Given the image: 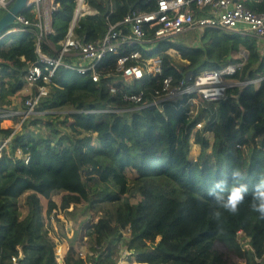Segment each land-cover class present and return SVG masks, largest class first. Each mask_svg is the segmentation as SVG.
<instances>
[{
  "label": "trees",
  "instance_id": "obj_1",
  "mask_svg": "<svg viewBox=\"0 0 264 264\" xmlns=\"http://www.w3.org/2000/svg\"><path fill=\"white\" fill-rule=\"evenodd\" d=\"M54 1L51 32L41 44L49 55L70 30L76 40L93 42L127 14L156 9L154 0H84L91 13L72 25L76 0ZM245 3L264 12V0ZM4 13L1 9L0 17ZM20 14L35 20L28 7ZM36 33L29 27L0 40V112L26 98L24 76L38 63ZM147 36L152 38L153 30ZM131 49L140 54L131 64L145 69L147 60L158 59L160 75L146 74L126 85L118 54L112 53L97 66L96 82L90 73L60 67L28 116L34 118L30 125L46 129L28 131V117L18 131L0 128V137L11 135L0 155V264H13L12 256L16 264H59L50 222L61 213L75 218L78 205L96 213L85 224L87 261L80 262L72 242L62 264H117L122 246L129 262L134 257L146 264H226L216 241L245 264H264V220L249 208L253 185L264 177L262 43L251 35L205 28ZM239 51L245 57L228 59ZM241 61L226 77L236 84L210 104L212 119L199 129L193 130L200 119L188 114L186 98L145 106L160 93L163 77L172 76L174 85L191 84L187 76ZM139 91V105L122 99L125 92ZM191 143L200 149L194 157ZM237 168L247 173L249 193L239 214L225 212L218 227L210 216L215 205L208 189ZM58 193L59 203L53 199ZM62 225L57 223L60 232Z\"/></svg>",
  "mask_w": 264,
  "mask_h": 264
},
{
  "label": "built area",
  "instance_id": "obj_2",
  "mask_svg": "<svg viewBox=\"0 0 264 264\" xmlns=\"http://www.w3.org/2000/svg\"><path fill=\"white\" fill-rule=\"evenodd\" d=\"M12 1L0 0V10H6ZM246 1L259 0H154L156 9L153 12L127 14L120 24L111 25L105 35L96 41H78L70 30L59 42V47L53 49L54 54L49 55L41 51V44L51 32L52 13L56 10L57 4L54 0H28L27 7L34 13L35 20L30 21L19 14L8 32L17 33L29 27L37 30L35 53L38 63L33 64L24 76L26 88L30 87L32 90L26 95L23 110L5 109L0 112V117L18 116L21 124L27 115L34 112L39 99L47 94L50 77L60 67L78 73H90L92 80L98 81L96 68L110 53L118 54L117 69L121 72V82L126 85L131 86L135 81L143 79L146 74L160 75L158 59L147 60L145 69L138 64H131L132 60L140 56L138 51L131 49L134 45L145 46L163 38L205 28L232 32L242 37L251 35L264 44V12L250 9ZM89 13L91 11L85 6L84 0H76L74 18ZM118 25L121 28L117 27ZM149 30H153L152 38L147 36ZM241 57H245L244 51L241 52ZM242 64L241 61L228 64L221 69H204L193 78L186 77V80L192 79L191 84H184L181 81L179 85H174L172 76L163 77L160 93L145 106H156L162 100L176 101L186 98L189 104L188 114L194 116L196 115L194 107L200 104L209 109L210 104L225 97L226 89L233 85L225 81L226 77L233 74ZM39 81L42 84H38ZM122 99L139 105L142 101V92H125ZM201 125L202 122L198 121L193 130L201 128ZM10 138L11 135L0 137V155ZM79 255L82 262L85 255L81 250ZM55 256L56 261L62 264L64 253L56 246ZM11 260L16 264V257L12 256Z\"/></svg>",
  "mask_w": 264,
  "mask_h": 264
},
{
  "label": "rangeland",
  "instance_id": "obj_3",
  "mask_svg": "<svg viewBox=\"0 0 264 264\" xmlns=\"http://www.w3.org/2000/svg\"><path fill=\"white\" fill-rule=\"evenodd\" d=\"M262 45L264 47V44H262ZM169 52L173 56L176 63H181L179 55L174 50H169ZM241 52L242 51L233 52V53H231V57L239 58L241 55ZM225 81H229L233 85L236 84V82L232 83L233 81L229 80V79H226ZM31 90H32V88H30V87L25 88L23 90L22 96H26ZM23 100L21 98H19L17 101H15L16 109H18L20 111L24 109ZM21 103H23V104H21ZM194 111L196 113L195 116H197L200 119V121L202 122V125L207 120L212 119L211 118L212 117V114H211L212 109L211 108L206 109L199 104L198 106L194 107ZM33 113H35V112H33ZM32 115H34V114H32ZM28 116L29 115H27V117ZM13 120H14L13 123L15 124L13 126L14 131L20 130L21 129V125L19 124L20 119L13 118ZM32 120H34L33 117H31V118L28 117L24 121V123L27 125L26 129L28 131L37 132L39 127L42 130L46 129L42 126L41 123H36V124L30 125ZM15 121H17V122L15 123ZM55 122H58V121L55 120ZM251 149L252 148L248 149V152H247L248 155L251 153ZM199 151H200L199 146L191 143L190 156L191 157L196 156L199 153ZM53 199L55 200V202L59 203L60 202V193L55 194ZM42 202L44 205L46 204L45 200H43V199H42ZM70 210H73V207H70L69 211ZM74 211H75V215H74L75 218H71V220L66 218L64 216V214H62V213L57 214V216L55 217L56 222H50V227H49L50 231H51L50 235L52 236V238L56 242V248L59 247V249H60V246L63 247V246L68 245L67 247H69L70 243L73 242V244L77 248V250H81L83 252V254L85 255L84 259H86V261H87V255L88 254H86V249H85V243H86L85 224L87 223V221H86L87 218L93 214H95L94 216H96V213L92 212V210L90 208H86L83 205H78ZM99 215H101L100 212L97 213V216H99ZM60 222L63 224L61 226V229L63 230L62 232H60V230H59L60 228H58V226H57V223H60ZM240 235L241 234L239 233V236ZM239 239H240V241L244 242L242 236ZM243 244H245V242ZM245 246H247V245H245ZM215 247H216V249H218L220 252H222L224 254L226 264H245L244 261H241V260H238L237 258H235L234 254L231 253L222 242L216 241ZM128 257H129V254L126 251V247L122 246L121 251H120V259H119L117 264H122V262L133 264L135 262L134 257L132 258L133 260H131L130 262L128 261Z\"/></svg>",
  "mask_w": 264,
  "mask_h": 264
},
{
  "label": "clouds",
  "instance_id": "obj_4",
  "mask_svg": "<svg viewBox=\"0 0 264 264\" xmlns=\"http://www.w3.org/2000/svg\"><path fill=\"white\" fill-rule=\"evenodd\" d=\"M246 180L247 173L237 168L228 177L215 181L208 189V195L213 198L215 205L210 216L218 227L222 226L225 212L233 216L239 214L241 205L245 203V197L249 193ZM249 208L264 220V177L253 185Z\"/></svg>",
  "mask_w": 264,
  "mask_h": 264
},
{
  "label": "water",
  "instance_id": "obj_5",
  "mask_svg": "<svg viewBox=\"0 0 264 264\" xmlns=\"http://www.w3.org/2000/svg\"><path fill=\"white\" fill-rule=\"evenodd\" d=\"M28 0H13L7 5L5 13L0 17V40L8 36L10 32L8 29L15 24V19L25 8H27ZM77 18L73 19L72 25H74ZM228 59H231V54L228 55Z\"/></svg>",
  "mask_w": 264,
  "mask_h": 264
},
{
  "label": "crops",
  "instance_id": "obj_6",
  "mask_svg": "<svg viewBox=\"0 0 264 264\" xmlns=\"http://www.w3.org/2000/svg\"><path fill=\"white\" fill-rule=\"evenodd\" d=\"M12 106L11 107H9V108H7L8 110H18V109H16V107H15V101L13 100V102H12V104H11ZM13 118L14 117H8V118H2V117H0V128L1 129H9V128H12L13 129V126L15 125L14 123H13ZM17 119H19V117L17 116L16 117ZM17 121H15V123H16ZM68 245H66V246H63V247H61L60 246V252L61 253H64V255H65V253H66V251L68 250V248L69 247H67ZM128 264H132V263H128ZM133 264H146V263H137V262H134Z\"/></svg>",
  "mask_w": 264,
  "mask_h": 264
},
{
  "label": "bare ground",
  "instance_id": "obj_7",
  "mask_svg": "<svg viewBox=\"0 0 264 264\" xmlns=\"http://www.w3.org/2000/svg\"><path fill=\"white\" fill-rule=\"evenodd\" d=\"M122 264H128V263H126V262H122Z\"/></svg>",
  "mask_w": 264,
  "mask_h": 264
}]
</instances>
